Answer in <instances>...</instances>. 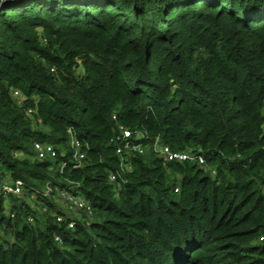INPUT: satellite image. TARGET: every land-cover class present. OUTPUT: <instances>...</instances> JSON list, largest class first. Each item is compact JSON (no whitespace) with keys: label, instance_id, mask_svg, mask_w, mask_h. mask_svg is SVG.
I'll use <instances>...</instances> for the list:
<instances>
[{"label":"trees","instance_id":"obj_1","mask_svg":"<svg viewBox=\"0 0 264 264\" xmlns=\"http://www.w3.org/2000/svg\"><path fill=\"white\" fill-rule=\"evenodd\" d=\"M119 125L206 163L166 162L151 148L117 189ZM70 126L88 144L86 166L61 174L62 155L32 159L36 141L66 152ZM6 176L48 212L30 223L37 209L14 198L12 219L0 199V223L14 231L0 264H234L224 260L248 251L260 256L246 264H264V244L250 245L264 235V0H0ZM69 181L95 208L90 226L69 228L42 194Z\"/></svg>","mask_w":264,"mask_h":264},{"label":"built area","instance_id":"obj_2","mask_svg":"<svg viewBox=\"0 0 264 264\" xmlns=\"http://www.w3.org/2000/svg\"><path fill=\"white\" fill-rule=\"evenodd\" d=\"M13 95L17 99L18 104L22 105L24 98L21 91L14 89ZM34 113L35 109L28 108L27 114L29 116H33ZM113 119L117 120L118 116L114 115ZM36 121L41 122V119L38 118ZM68 136V150L64 153H60L56 146L52 143L36 141L34 143L35 155L32 159H56L62 155L63 159L57 164V168L61 174H64L68 168L70 170L83 168L88 163V144L78 136L75 127L73 126L68 128ZM147 138V133L145 131L133 129L124 125L118 126V129L110 142L116 149V154L119 158V169H113L109 174V181L115 184L117 189H120L122 185L127 182V176L134 171V157L138 154H144L151 148L166 162L195 161L201 165L206 163L203 155L195 153L192 150L184 152L174 151L170 145L164 143L160 139H156L155 142L150 145L147 142ZM16 155L20 156L19 153ZM213 172L215 173L216 170H213ZM69 182V185H57L55 187L49 183L43 190L42 194L49 198L53 195L55 200H59L65 205L66 208H64L63 211L66 217H68L69 228H75L77 221L86 222V225L90 226L95 218V208L80 192V184L73 181ZM54 189L57 193H55ZM176 191H179V186L176 188ZM28 196L35 197V200L37 199L36 192H31V189L23 179H15L9 176L0 179V199H3L5 208L4 213L7 216L12 219L16 218V212L12 211L13 203L9 201L10 199L17 198L19 199V203H23ZM43 210L48 212V207L45 206ZM57 219L60 223L66 221L62 215L58 216ZM28 221L30 223H35L34 215H29ZM4 235L5 231L0 223V245L3 243L2 238ZM56 240L60 244L63 243V238L60 235L56 237Z\"/></svg>","mask_w":264,"mask_h":264},{"label":"rangeland","instance_id":"obj_3","mask_svg":"<svg viewBox=\"0 0 264 264\" xmlns=\"http://www.w3.org/2000/svg\"><path fill=\"white\" fill-rule=\"evenodd\" d=\"M78 70L81 72V68L79 67ZM21 157V155H20ZM208 169H211V173H212V176H216L217 175V172H213V170H215V168H211V167H208ZM172 173L173 177H178L179 178V174H175L173 171L169 170V173ZM13 199H10L9 201L13 202ZM16 200V199H15ZM56 204H58V206H60L61 208H66L65 205L60 202L59 200H55ZM23 204H29L30 206H32V210L34 209H37V217H35V225L38 224V222L41 220V217H42V214L45 212L43 209L45 208V206L43 205L42 202H39L37 199L35 200V197H31V196H28L24 201H23ZM14 231L9 229V231L6 233L5 232V237L6 239H8L9 241H13L14 240V235H13ZM250 245H255L259 248H261L264 244V235L263 234H259V235H255L253 236L252 238H250ZM234 252V251H232ZM258 252V251H257ZM257 252L255 251H248V252H243L245 254H248V255H245V258L240 256V255H237L238 253H234L235 255H233V253H231L229 255V257L226 258V260H224L226 263H229L230 261L232 262H235L234 264H246L245 262L249 261V260H254L255 258H259L260 255L257 254ZM235 256V259H237V262L234 261L235 259L233 258ZM250 258V259H248ZM239 259H242L241 260V263L239 262ZM220 264V263H219Z\"/></svg>","mask_w":264,"mask_h":264}]
</instances>
